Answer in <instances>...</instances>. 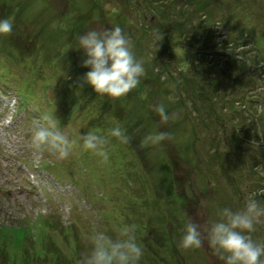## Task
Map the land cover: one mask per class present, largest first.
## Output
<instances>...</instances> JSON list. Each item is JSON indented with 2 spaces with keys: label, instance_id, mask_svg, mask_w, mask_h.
Returning a JSON list of instances; mask_svg holds the SVG:
<instances>
[{
  "label": "rangeland",
  "instance_id": "374dc122",
  "mask_svg": "<svg viewBox=\"0 0 264 264\" xmlns=\"http://www.w3.org/2000/svg\"><path fill=\"white\" fill-rule=\"evenodd\" d=\"M162 2L0 0V20L13 23L11 35H0V247L19 262L24 250L45 246L72 255L79 245L89 254L94 233L116 239L134 224L146 249L138 264H154L156 254L163 264H225L208 243L211 225L220 210H243L264 189V124L245 116L264 113V0ZM115 26L132 41L145 75L111 100L82 83L90 69L79 38ZM193 26L196 37L207 32L198 46L184 47L197 40ZM222 56L245 66L220 73ZM70 64L77 76L65 80ZM87 93L94 97L85 101ZM159 104L179 118L161 123ZM128 115L129 124H120L128 144L105 136L107 125ZM44 117L57 119L73 142L68 158L33 149V126L46 124ZM89 131L107 140V160L83 148ZM160 132L170 138L142 146ZM255 198L264 206V196ZM189 221L199 225L200 248L180 247ZM250 235L264 243V218Z\"/></svg>",
  "mask_w": 264,
  "mask_h": 264
},
{
  "label": "clouds",
  "instance_id": "9594fccd",
  "mask_svg": "<svg viewBox=\"0 0 264 264\" xmlns=\"http://www.w3.org/2000/svg\"><path fill=\"white\" fill-rule=\"evenodd\" d=\"M12 32L11 19L0 20V35L9 36ZM79 45L87 57L82 60V66L90 69L84 74L82 83L90 85L97 95L115 100L139 87L145 75L143 61L136 58L132 41L119 26L88 31L79 38ZM153 110L159 115L161 123L179 118L178 113L170 116L164 104L154 106ZM43 119L46 124L36 122L33 126V149L37 152L53 151L60 159L68 158L73 142L58 129L57 119ZM109 135L123 144H128L131 139L119 125L111 129ZM169 138L166 132L148 135L142 146L158 145ZM81 139L85 150L107 160L104 150L107 140L103 136L89 131ZM257 196H264V189L252 193L243 210L233 211L227 207L220 210V220L213 223L208 231V243L225 264H264V243H257L250 235L255 231L256 223L264 218V206L255 198ZM136 231L134 224L124 226L116 239L97 231L91 237V252L83 255L79 264H138L143 249L137 243ZM202 244L199 225L189 221L180 247L200 248Z\"/></svg>",
  "mask_w": 264,
  "mask_h": 264
},
{
  "label": "trees",
  "instance_id": "16d2710c",
  "mask_svg": "<svg viewBox=\"0 0 264 264\" xmlns=\"http://www.w3.org/2000/svg\"><path fill=\"white\" fill-rule=\"evenodd\" d=\"M157 3L159 4V5H161V3H163V4H166L165 2H162V0H157ZM202 8V7H201ZM203 9V8H202ZM203 13H207V11L205 10V9H203V11H202ZM177 13H178V11H177ZM211 24V23H210ZM210 24L208 23V25L210 26ZM212 25H213V23H212ZM193 28H194V31H193V33H192V35H193V38H197V40L195 41V44H193V43H191V39L189 40L190 41V45L188 44V45H184V47H188V48H190V47H194V46H198L200 43H201V37L202 36H204V34L207 32V31H202V29H201V34H199V37H196L197 36V34H196V30L198 29L196 26H193ZM203 28V27H202ZM8 37V36H7ZM181 37H183V42H187L188 40H186V36H184V35H182ZM6 42H7V40H6V38H5V44H6ZM4 43V42H3ZM33 47H34V45H35V42H33ZM50 53V52H49ZM158 53H159V51H158ZM221 57V56H220ZM46 61H48L49 60V58L48 57H46V59H45ZM200 62H202V60H200ZM48 64L50 63V62H47ZM147 65H149V63H146ZM203 63H201V65H202ZM50 65H51V63H50ZM220 65V66H219ZM212 66V65H211ZM216 66H217V68L219 69V67H221V66H223L220 70H219V72L220 73H222L223 72V69H228L229 70V68H231L232 66H235V67H240V68H242V67H244L245 66V64H244V62H242V61H240V60H238V59H235V58H233V57H226V56H222V58H221V61H219V62H216ZM219 66V67H218ZM208 67V66H207ZM146 69H148V68H146ZM149 71V70H148ZM150 71H152V73L153 72H155V76H156V78L157 79H159V78H161L162 76H163V70L161 71V70H158V69H156V67L155 66H153V68L152 67H150ZM68 74H67V76H66V79L65 80H67V79H70V76H72V75H74V76H77V75H75V73H73V68H72V64H70V66H69V71L67 72ZM35 75V74H34ZM172 76V75H171ZM173 78L175 77V76H172ZM68 94V91H67V93L65 94L64 93V95H67ZM69 97H72V98H74V99H78L79 100V98L81 99V96L77 93V92H72L71 94H69ZM94 97V94L93 93H87V94H85L82 98L85 100V101H87V100H89V99H91V98H93ZM90 106H91V108H93V110L95 111V109L96 108H99L98 107V105L97 104H95V105H92V104H90ZM253 111V110H252ZM242 112H244V111H242ZM246 117H248L249 119L251 118V120H252V122L254 121V119H253V117L255 118V120H257V122H258V124L260 125V126H262L263 124H264V113H259V112H257L256 113V115H254V116H252V115H249V113L248 114H246L245 115ZM201 120L202 121H205V119H203V118H201ZM119 121H120V123L118 124L119 126H120V124L121 123H127V124H129V122L131 121V116L130 115H128V117H126V118H123V117H120L119 118ZM121 127V126H120ZM114 127H112V126H110V125H107V132L105 133V136H107V137H109L110 135H109V133H110V130L111 129H113ZM261 128H263L264 129V126L263 127H261ZM250 130V129H249ZM254 130V129H253ZM259 133V132H258ZM261 134V133H260ZM264 135V134H263ZM110 139H112V138H110ZM258 149H261V150H263L261 147H259ZM174 205V204H173ZM50 223V222H49ZM19 232V231H18ZM20 237H22L21 239H25L24 238V233H22V234H19L18 236H17V238H20ZM166 238V237H165ZM166 240H167V238H166ZM172 240H173V237H172V234H169L168 235V242H172ZM74 244H76V243H74ZM77 245V244H76ZM75 246V245H74ZM79 245H77L76 246V248H74V251H73V254L72 255H67V254H65L61 249H59V248H57V247H52V248H49V247H43V249L44 250H40V249H38V250H34V251H32V252H29L28 250H24V255L22 256V263L21 262H19L18 261V258L17 257H14V256H11V255H9L8 254V252L5 250V248L4 247H0V259L2 260V261H4V260H6V264H79V261H80V259L82 258V256H83V254H81V252H80V249H79V247H78ZM45 248H47V249H45ZM143 250L144 251H146V249L145 248H143ZM152 251L153 250H151L150 252H149V250H148V253H152ZM153 252H155V251H153ZM156 253V252H155ZM153 254V253H152ZM152 259H154L155 261H154V264H163L162 262L165 260V259H162L160 256H158L157 254H156V257H154V255H153V258ZM146 264H153V263H151V262H146Z\"/></svg>",
  "mask_w": 264,
  "mask_h": 264
}]
</instances>
